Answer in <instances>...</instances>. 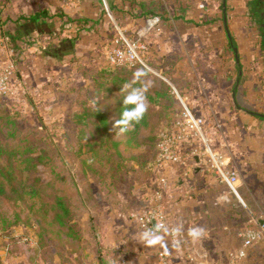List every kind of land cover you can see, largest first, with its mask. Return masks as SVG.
<instances>
[{"label":"crops","instance_id":"obj_1","mask_svg":"<svg viewBox=\"0 0 264 264\" xmlns=\"http://www.w3.org/2000/svg\"><path fill=\"white\" fill-rule=\"evenodd\" d=\"M106 2L112 8L111 18L102 12L100 0H42L40 9H47L51 14H57V10L63 17L54 16L43 24H33L43 27L41 39H49L51 30H59V24L67 18L88 20L85 26L73 23L60 35L78 36V47L87 44L81 48L85 49L82 54L75 53L71 65L81 70L78 79L88 81L92 77L89 74L95 72V75L105 60L114 28L130 36L141 35L149 46L147 53L153 64L148 65V69L170 86L169 92L176 90L201 120L212 149L224 154L227 166L238 176L231 189L196 155L181 164L163 165L168 231H161L163 240L154 246L138 240V260L143 264H160L158 254L166 252L167 264H227L230 253L241 246L238 233L264 221V59L261 49L264 32L260 33L256 25L257 2ZM22 6L29 11L14 16V22H29L20 17L38 10L29 1ZM152 7H156L154 14L159 21L150 27L151 18L145 17ZM260 16V28L264 31V16L261 13ZM48 23L51 28L47 27ZM177 103L173 98L171 104L176 109ZM170 110V116L174 117L173 107ZM192 145L186 143L183 153ZM240 206L246 212L244 225L235 218V208L238 211ZM178 225H182L180 238L176 244H171L169 231ZM129 227L126 221L101 226L103 232L111 233L107 234L105 245L122 246L124 242L111 240L113 229L129 232ZM192 227H202L205 235L192 239L188 235ZM137 229L138 236L145 231L138 224ZM242 263L264 264V237L247 250Z\"/></svg>","mask_w":264,"mask_h":264},{"label":"rangeland","instance_id":"obj_2","mask_svg":"<svg viewBox=\"0 0 264 264\" xmlns=\"http://www.w3.org/2000/svg\"><path fill=\"white\" fill-rule=\"evenodd\" d=\"M28 1L38 10L42 6V0H0V143L14 151L16 173L22 180L19 193L0 203V264L141 263L135 221L163 178L156 149L127 142L129 135L117 134L115 127L110 138L116 145L92 125L83 136L78 133L73 115L79 101L90 94L91 80L78 79L81 70L71 62L87 44L78 47V36L60 37L72 26L70 22L63 21L62 30L61 24L59 30H51L49 39L39 36L43 27L14 22V16L29 11L22 8ZM256 2V25L263 33L264 0ZM114 32L130 36L116 28ZM170 92L172 101L178 100ZM172 107L177 115L178 108ZM50 189L69 204L75 237L45 216L41 192ZM162 202L166 205L164 197ZM244 209L235 208L241 225ZM124 221L131 231L113 229L111 237L123 245L107 247L110 232H103L101 226Z\"/></svg>","mask_w":264,"mask_h":264},{"label":"trees","instance_id":"obj_3","mask_svg":"<svg viewBox=\"0 0 264 264\" xmlns=\"http://www.w3.org/2000/svg\"><path fill=\"white\" fill-rule=\"evenodd\" d=\"M102 12L106 14V10L103 6L102 0ZM154 6V5H152ZM109 11L112 8L108 6ZM156 7H152L150 12L146 14L145 18H153L158 16L154 14ZM54 16L60 18L63 14H51L47 9H39L28 16H21L20 19H25L32 23L43 24L47 20L53 19ZM66 22L81 23L85 26L87 19H71L67 18ZM64 23L60 25V30L63 29ZM84 26L82 27L83 29ZM130 37L136 38V34ZM118 34H114L110 40V44L117 40ZM11 40L15 41V38L11 36ZM148 45V44H147ZM261 49L264 59V39H261ZM149 46L143 57L147 65L153 66L150 56L148 55ZM86 73V69L83 70ZM134 76L139 77V82L147 88V99L149 103L148 111L144 119L136 125L133 131L128 132L129 138L127 142L134 141L141 145H150L157 152V143L160 133L170 130L173 127L174 120L170 116V108L172 107V96L169 93L170 86L158 76H156L151 70L140 64H120L110 65L106 59L100 64L98 71L91 77V92L85 99L79 101L78 107L73 115V120L76 125V130L80 135H84L92 125L94 129L102 132L107 136L109 141L114 145L116 141L111 140L110 130H114V122L119 119L121 112V99L118 95L121 84L133 80ZM101 97L98 103L101 108L98 112L94 113L90 107V100L93 98ZM178 112L180 110V103L177 100ZM175 115V116H177ZM168 121V123L166 122ZM118 130V129H117ZM146 133V135H143ZM130 141V142H131ZM15 153L13 150L1 145L0 143V203L8 199L10 194L19 193V182L17 169L14 160ZM150 167H153L152 165ZM48 185L45 184L44 187ZM23 187V186H22ZM49 188V187H48ZM42 209L45 216H47L52 223L57 225L58 229L68 236L75 237L73 228L69 223V217L71 215V208L66 200L59 194L58 191L50 189L49 192L43 194L41 192ZM248 227V226H247Z\"/></svg>","mask_w":264,"mask_h":264},{"label":"built area","instance_id":"obj_4","mask_svg":"<svg viewBox=\"0 0 264 264\" xmlns=\"http://www.w3.org/2000/svg\"><path fill=\"white\" fill-rule=\"evenodd\" d=\"M102 2L106 15L111 17L106 0H102ZM158 21L159 17L157 16L151 18L149 26H153ZM147 49L148 45L141 35L133 38L123 36L118 32V38L111 44L105 59L110 65L128 63L140 64L148 68L143 57ZM172 93L178 96L180 110L174 120L173 127L160 133L156 153L157 165L181 164L188 157L192 158L196 155L203 160L220 182L234 189L238 181L236 171L227 166L226 158L222 152L212 149L208 135L202 130L201 120L195 116L175 89H172ZM186 143H193L194 145L189 147L187 153H183L182 147ZM160 182V188L151 194L148 204L137 214L136 222L142 230L156 229L161 225L165 227L166 205L162 202L165 181L161 179ZM238 236L241 239V246L230 253L227 264H242L247 250L264 237V221L256 226L245 227L238 233ZM169 237L171 244H176L180 238V233L177 234L170 230ZM168 258L169 255L166 252L158 254L160 264H167ZM120 264H125V262L123 261Z\"/></svg>","mask_w":264,"mask_h":264},{"label":"clouds","instance_id":"obj_5","mask_svg":"<svg viewBox=\"0 0 264 264\" xmlns=\"http://www.w3.org/2000/svg\"><path fill=\"white\" fill-rule=\"evenodd\" d=\"M147 88L140 84L139 77L134 76L133 80L121 84L119 97L122 107L120 117L114 122V127L118 129L117 134H125L133 131L145 117L149 103L147 99ZM101 97L93 98L89 104L94 113L98 112L101 105L98 103ZM161 231H168L164 226H159L156 229H148L141 232L138 240L148 246H154L162 242L163 236ZM171 231L179 234L182 231V225H178ZM188 235L192 239H200L205 235V230L202 227H192L189 229Z\"/></svg>","mask_w":264,"mask_h":264}]
</instances>
